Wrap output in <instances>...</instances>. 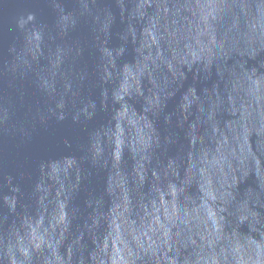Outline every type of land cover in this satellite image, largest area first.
I'll use <instances>...</instances> for the list:
<instances>
[{
	"label": "water",
	"instance_id": "1",
	"mask_svg": "<svg viewBox=\"0 0 264 264\" xmlns=\"http://www.w3.org/2000/svg\"><path fill=\"white\" fill-rule=\"evenodd\" d=\"M0 264H264V0H0Z\"/></svg>",
	"mask_w": 264,
	"mask_h": 264
}]
</instances>
